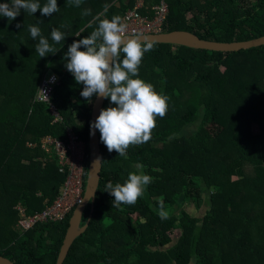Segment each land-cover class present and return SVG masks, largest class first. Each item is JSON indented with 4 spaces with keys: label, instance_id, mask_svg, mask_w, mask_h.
<instances>
[{
    "label": "trees",
    "instance_id": "trees-1",
    "mask_svg": "<svg viewBox=\"0 0 264 264\" xmlns=\"http://www.w3.org/2000/svg\"><path fill=\"white\" fill-rule=\"evenodd\" d=\"M39 2L43 6L47 0ZM137 2L82 0L76 7L70 0H57L60 8L52 16L22 10L13 21L0 17V255L15 264H56L73 213L28 230L18 224V206L28 215L42 211L58 197L66 179L56 156L41 149V139L66 140L72 128L86 143V173L90 166L96 97L86 101L80 95L83 85L67 71L63 56L74 40L94 30V23L88 25L97 14L122 20ZM167 2L166 32L188 31L222 43L264 36V0ZM160 3L145 0L140 11L152 15ZM85 10L90 14L84 15ZM30 25L40 28L57 53L39 57V38L31 37ZM53 28L66 34L64 42L52 41ZM81 29L84 33L76 37ZM150 43L154 47L144 54L139 78L168 97V111L156 118L151 139L130 146L126 157L110 153L99 133V185L81 226L89 223L63 264H264V45L221 52ZM48 71L60 77L50 103L61 122L53 123L50 105L35 99ZM108 106L115 105L105 99L102 108ZM210 126L219 132H211ZM137 164L152 182L134 205L112 207L114 197L104 191L105 185L124 183L129 173L139 171ZM206 200L209 209L203 216L187 210L189 204L201 208ZM161 203L168 214L164 220L158 215Z\"/></svg>",
    "mask_w": 264,
    "mask_h": 264
},
{
    "label": "clouds",
    "instance_id": "clouds-1",
    "mask_svg": "<svg viewBox=\"0 0 264 264\" xmlns=\"http://www.w3.org/2000/svg\"><path fill=\"white\" fill-rule=\"evenodd\" d=\"M70 2L79 7L82 0ZM59 8L57 0H47L43 6L39 0H8L0 3V17L13 21L22 10L32 15L39 11L42 16H52ZM107 8L105 5V12ZM83 14L89 15L90 10H85ZM103 15V12L97 14L90 22L88 27L93 23L96 27L87 37L74 40L68 46L63 61L75 82L83 85L80 95L86 101L99 97L115 105L101 108L99 115L90 123V135H95L98 130L101 143L110 153L115 151L119 156L126 157L130 146L141 145L151 139L156 118H163L168 111V97L157 92L153 84L139 78L144 54L153 49V44L138 35L126 37V25L119 16L102 19ZM16 28H21V24L17 23ZM28 30L34 40L39 38L35 51L40 58L57 53L58 50L41 35L39 27L30 25ZM81 33L84 29L75 36L80 37ZM65 37L64 32L52 29L54 43L64 42ZM55 79L54 76L50 78L51 81ZM100 160L97 158L96 161ZM143 167L137 164L139 171L129 173L124 183L114 185L109 181L105 185L104 191L114 197L112 207L134 205L143 196L152 182V177L142 171ZM158 215L162 220L168 218L162 203Z\"/></svg>",
    "mask_w": 264,
    "mask_h": 264
},
{
    "label": "built area",
    "instance_id": "built-area-1",
    "mask_svg": "<svg viewBox=\"0 0 264 264\" xmlns=\"http://www.w3.org/2000/svg\"><path fill=\"white\" fill-rule=\"evenodd\" d=\"M143 4H138L129 10L122 22L126 25L125 36H141L165 33V27L170 14V6L167 1H162L153 8L152 15H144L140 10ZM55 77L51 81V77ZM60 84V77L50 71L46 72L40 82L35 99L38 102L48 103L53 115V123L61 122L62 116L55 105L50 103L54 88ZM48 98H46V97ZM34 147V144H29ZM41 149L47 154H54L59 165V172L65 174L60 194L53 203L47 205L42 211L26 214L20 206L18 224L21 230H28L37 223H50L64 220L74 209L82 203L87 183L88 172L84 169L86 143L72 128L67 131V139L59 140L51 136H45L40 141Z\"/></svg>",
    "mask_w": 264,
    "mask_h": 264
},
{
    "label": "water",
    "instance_id": "water-1",
    "mask_svg": "<svg viewBox=\"0 0 264 264\" xmlns=\"http://www.w3.org/2000/svg\"><path fill=\"white\" fill-rule=\"evenodd\" d=\"M126 37H131V36H126ZM140 37L142 40L144 39L147 42L188 45V46L203 48L206 50L221 51V52H235V51L246 50L252 47L264 45V36L246 41L222 43V42L204 40L200 38L198 35L188 31H173V32H165L163 34L141 35ZM104 100L105 99L99 97L95 98L92 105L91 122H93L96 119V117L99 115L100 110L104 104ZM89 151H90V166L88 170L84 199L82 203L79 204L73 211V214L70 218L69 227L64 237L63 244L60 249L56 264H63L73 241L79 234H81L86 229L89 223V219H88L87 223L84 226H81L83 213L89 203L93 205L96 197V191L99 185L100 172L102 166V156L100 152L98 130L95 132V135L89 134ZM97 158H100L101 160L96 161ZM0 264H15V263L0 255Z\"/></svg>",
    "mask_w": 264,
    "mask_h": 264
},
{
    "label": "rangeland",
    "instance_id": "rangeland-1",
    "mask_svg": "<svg viewBox=\"0 0 264 264\" xmlns=\"http://www.w3.org/2000/svg\"><path fill=\"white\" fill-rule=\"evenodd\" d=\"M219 127H213V126H210L209 127V130L211 132H219ZM193 130L192 126L188 127L186 130H185V134H190L191 131ZM254 131L257 132V127L255 126L254 127ZM20 207V206H18ZM209 209V206H208V201H204L203 205L201 206V208H196L193 204H189V206L187 207V210L194 216H203L205 214V212ZM179 235V234H178ZM177 234H174V238H177L178 237ZM177 239L174 240V242L166 245L165 247L162 248V250H165L166 248H169V247H172L175 243H176Z\"/></svg>",
    "mask_w": 264,
    "mask_h": 264
},
{
    "label": "crops",
    "instance_id": "crops-1",
    "mask_svg": "<svg viewBox=\"0 0 264 264\" xmlns=\"http://www.w3.org/2000/svg\"><path fill=\"white\" fill-rule=\"evenodd\" d=\"M162 1H167V0H161V2ZM140 3L145 6V0H138L137 5L140 4ZM191 17H192V15L191 14H188V18H191Z\"/></svg>",
    "mask_w": 264,
    "mask_h": 264
}]
</instances>
